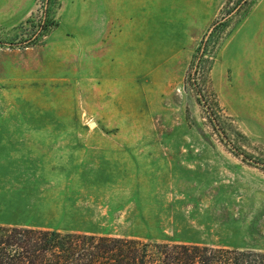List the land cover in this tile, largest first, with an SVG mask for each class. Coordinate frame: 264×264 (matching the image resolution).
I'll use <instances>...</instances> for the list:
<instances>
[{"label":"rangeland","instance_id":"obj_1","mask_svg":"<svg viewBox=\"0 0 264 264\" xmlns=\"http://www.w3.org/2000/svg\"><path fill=\"white\" fill-rule=\"evenodd\" d=\"M42 135L144 167L29 218ZM0 224L264 250V0H0Z\"/></svg>","mask_w":264,"mask_h":264},{"label":"trees","instance_id":"obj_2","mask_svg":"<svg viewBox=\"0 0 264 264\" xmlns=\"http://www.w3.org/2000/svg\"><path fill=\"white\" fill-rule=\"evenodd\" d=\"M0 264H264V250L145 243L0 224Z\"/></svg>","mask_w":264,"mask_h":264},{"label":"crops","instance_id":"obj_3","mask_svg":"<svg viewBox=\"0 0 264 264\" xmlns=\"http://www.w3.org/2000/svg\"><path fill=\"white\" fill-rule=\"evenodd\" d=\"M83 140L92 139L73 136H29V218L36 215L65 214L64 210L72 207L67 206L66 201H73L75 206V200L78 198L74 195L69 199L71 197L67 198L66 193H80L83 184L91 185L94 180L88 181L91 174L118 170L134 171L144 167L132 159L115 157V153H110L108 158L102 157L105 154L98 153L96 148L79 146L82 143H90ZM30 229L89 234L80 231L65 232L56 228Z\"/></svg>","mask_w":264,"mask_h":264}]
</instances>
